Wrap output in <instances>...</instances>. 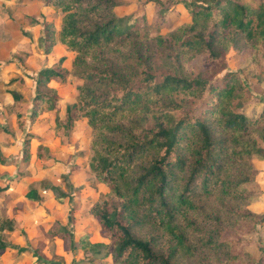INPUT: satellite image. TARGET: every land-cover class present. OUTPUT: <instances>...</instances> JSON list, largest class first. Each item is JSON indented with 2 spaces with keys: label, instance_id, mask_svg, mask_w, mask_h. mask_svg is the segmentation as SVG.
Returning <instances> with one entry per match:
<instances>
[{
  "label": "trees",
  "instance_id": "16d2710c",
  "mask_svg": "<svg viewBox=\"0 0 264 264\" xmlns=\"http://www.w3.org/2000/svg\"><path fill=\"white\" fill-rule=\"evenodd\" d=\"M41 1L63 12L58 39L75 52L77 100L67 104L58 127L69 134L76 121L87 119L93 131L90 168L109 189L90 211L110 243H88L92 254L114 264H180L202 248L232 264H264L263 237L257 257L236 244L237 224L255 228L264 222V213L244 206L255 170L249 165L240 174L231 171L236 158L264 159V147L249 135L264 112L246 111L245 87L234 72L212 80L226 68L229 47H238L243 37L255 50V74L262 76L264 0H254L259 16L254 28L255 11L245 0H146L160 15L178 5L189 13L186 23L153 37L141 29L144 15L114 12L118 0ZM45 33L49 50L56 42L52 23H45ZM149 43L160 48L166 70L150 60ZM198 54L202 68L189 71L188 59ZM64 59L39 71L34 117L43 105L53 108L59 95L48 84L66 80ZM11 94L20 99L16 91ZM259 136L264 142V128ZM49 187L59 198L66 196ZM27 197L38 200L36 189ZM204 199L235 201L226 206L227 225L220 226V216L204 207ZM6 246L0 233V251Z\"/></svg>",
  "mask_w": 264,
  "mask_h": 264
},
{
  "label": "rangeland",
  "instance_id": "374dc122",
  "mask_svg": "<svg viewBox=\"0 0 264 264\" xmlns=\"http://www.w3.org/2000/svg\"><path fill=\"white\" fill-rule=\"evenodd\" d=\"M118 1L120 4L114 7V12L119 16L144 15L147 21L141 29L151 37L175 30L189 20L188 11L181 5L160 15L157 6L145 4L146 0ZM245 1L254 8V28L259 20L257 6L254 0ZM62 16L59 8L41 0H0V233L7 243L0 251V264H44L39 261L114 264L110 257L92 254L88 246L95 242L110 243L102 236L90 211L109 191L90 168L92 128L86 118L76 121L69 134L57 124L58 118L65 117L67 104L77 100L78 83L72 75L75 52L58 39ZM46 22L53 24L56 35V42L49 50L43 40ZM237 45L229 47L225 53L226 68L212 80L234 72L245 87L242 100L246 102V111L255 109L259 115L264 112V71L260 78L255 74V50L246 37ZM148 50L152 63L161 67L160 71L166 70L160 48L149 43ZM62 57H65L62 66L69 70L66 80H51L48 84L57 89L59 96L53 108L43 105L34 117L39 71L55 65ZM202 57L198 54L188 59L187 69L199 71ZM11 91L19 93L20 99L16 100ZM262 128L264 120L250 128L249 135L264 147L259 136ZM217 135L228 141L227 134L217 132ZM235 162L233 174H240L242 169L248 171L249 165L255 170H252L255 179L245 188L244 206L255 213H264V159L254 154L236 158ZM49 185L59 187L66 196L59 198ZM31 189H36L38 200L27 197ZM202 202L220 216L221 227L227 225L230 214L226 206L235 201L228 200L224 205L213 199ZM252 225L237 224L241 230L237 232L236 244L257 257L264 240V222L256 223L255 228ZM180 264L232 263L220 253L198 248L193 257L185 262L181 260Z\"/></svg>",
  "mask_w": 264,
  "mask_h": 264
}]
</instances>
